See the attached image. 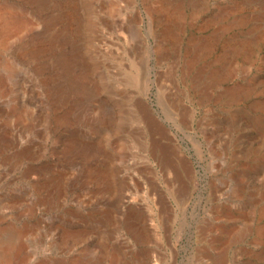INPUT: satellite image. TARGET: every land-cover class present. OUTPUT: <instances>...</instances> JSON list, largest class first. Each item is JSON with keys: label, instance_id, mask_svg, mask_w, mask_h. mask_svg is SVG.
Segmentation results:
<instances>
[{"label": "rangeland", "instance_id": "374dc122", "mask_svg": "<svg viewBox=\"0 0 264 264\" xmlns=\"http://www.w3.org/2000/svg\"><path fill=\"white\" fill-rule=\"evenodd\" d=\"M16 233L1 264H264V0H0Z\"/></svg>", "mask_w": 264, "mask_h": 264}, {"label": "bare ground", "instance_id": "6f19581e", "mask_svg": "<svg viewBox=\"0 0 264 264\" xmlns=\"http://www.w3.org/2000/svg\"><path fill=\"white\" fill-rule=\"evenodd\" d=\"M2 41V40H1ZM171 149V148H170ZM167 152V150H165ZM172 151V150H171ZM169 154V153H168ZM168 159V158H167ZM170 161V160H169ZM23 231V230H22ZM21 232V231H20ZM20 235L19 233L13 234L8 239L0 241L1 247H3L0 252V264L9 256L10 249L16 244V239Z\"/></svg>", "mask_w": 264, "mask_h": 264}]
</instances>
